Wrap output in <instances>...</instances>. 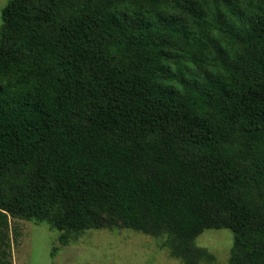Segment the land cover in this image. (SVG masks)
Segmentation results:
<instances>
[{
	"label": "trees",
	"instance_id": "1",
	"mask_svg": "<svg viewBox=\"0 0 264 264\" xmlns=\"http://www.w3.org/2000/svg\"><path fill=\"white\" fill-rule=\"evenodd\" d=\"M0 26V264L46 223L264 264V0H8ZM12 233V235H11Z\"/></svg>",
	"mask_w": 264,
	"mask_h": 264
},
{
	"label": "rangeland",
	"instance_id": "2",
	"mask_svg": "<svg viewBox=\"0 0 264 264\" xmlns=\"http://www.w3.org/2000/svg\"><path fill=\"white\" fill-rule=\"evenodd\" d=\"M7 1L0 0V16ZM10 226L20 232L12 242L11 264H181L162 247V238L122 227L87 230L62 246L59 232L46 223L11 219ZM195 245L213 255L209 264H228L233 234L227 229L205 230Z\"/></svg>",
	"mask_w": 264,
	"mask_h": 264
}]
</instances>
